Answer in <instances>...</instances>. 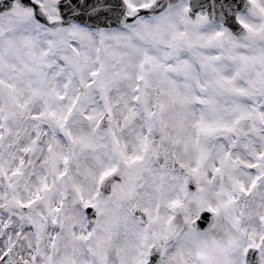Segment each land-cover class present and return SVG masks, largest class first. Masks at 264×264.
Listing matches in <instances>:
<instances>
[{
  "label": "snow or ice",
  "instance_id": "obj_1",
  "mask_svg": "<svg viewBox=\"0 0 264 264\" xmlns=\"http://www.w3.org/2000/svg\"><path fill=\"white\" fill-rule=\"evenodd\" d=\"M0 264H264V0H0Z\"/></svg>",
  "mask_w": 264,
  "mask_h": 264
}]
</instances>
